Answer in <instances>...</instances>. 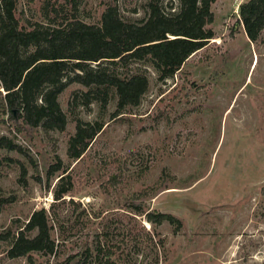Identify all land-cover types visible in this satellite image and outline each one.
Listing matches in <instances>:
<instances>
[{"label": "rangeland", "instance_id": "374dc122", "mask_svg": "<svg viewBox=\"0 0 264 264\" xmlns=\"http://www.w3.org/2000/svg\"><path fill=\"white\" fill-rule=\"evenodd\" d=\"M150 1L17 0L16 16L27 27L46 24L53 5L68 14L76 5L81 20L99 24L114 5L122 19L141 22ZM155 1L165 10L175 2ZM246 1L216 0L208 26L215 37L174 77L161 81L149 60L116 66L150 81L140 105L121 118H113L115 89L106 106H84L74 98L88 88L69 83L59 96L64 131H19L0 87V137L22 149H0V264H30L7 252L42 208L53 215L58 252L34 253L35 264H264V31L255 42L246 36L238 21ZM77 120L104 124L80 161L68 154ZM60 183L73 190L57 201ZM136 205L172 214L182 227L153 226Z\"/></svg>", "mask_w": 264, "mask_h": 264}, {"label": "trees", "instance_id": "16d2710c", "mask_svg": "<svg viewBox=\"0 0 264 264\" xmlns=\"http://www.w3.org/2000/svg\"><path fill=\"white\" fill-rule=\"evenodd\" d=\"M175 2L166 11L158 1L151 0L149 16L141 22L122 19L118 8L111 5L102 12L99 24L81 20L76 5L70 14L53 5L45 15L46 24L27 27L16 16L17 0H0V87L5 91L3 101L9 120L20 121L19 131L26 127L40 128L47 134L64 131L67 116L59 96L69 83L88 88L74 98L84 106L94 101L106 106L115 89L118 101L114 119L121 118L128 108L139 106L149 90V78L136 72L119 74L116 66L149 60L160 80L165 81L215 37L208 26L214 22L211 8L216 0ZM238 14L248 39L257 41L264 31V0L242 3ZM103 128L100 122L77 120L76 132L69 140L70 158L80 161ZM0 149L22 150L6 136L0 137ZM60 165L59 161L51 166L48 180L61 170ZM72 190L70 183L58 184L53 190L55 200H62ZM135 209L153 226L168 222L182 227L181 220L172 214L146 213L137 205ZM51 219L50 210L34 211L19 227L8 256L26 257L30 264H35L34 253L55 256L58 247L52 238Z\"/></svg>", "mask_w": 264, "mask_h": 264}]
</instances>
